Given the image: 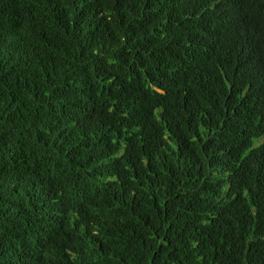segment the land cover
I'll return each instance as SVG.
<instances>
[{
	"label": "trees",
	"instance_id": "1",
	"mask_svg": "<svg viewBox=\"0 0 264 264\" xmlns=\"http://www.w3.org/2000/svg\"><path fill=\"white\" fill-rule=\"evenodd\" d=\"M240 1L0 0V264H264Z\"/></svg>",
	"mask_w": 264,
	"mask_h": 264
},
{
	"label": "clouds",
	"instance_id": "2",
	"mask_svg": "<svg viewBox=\"0 0 264 264\" xmlns=\"http://www.w3.org/2000/svg\"><path fill=\"white\" fill-rule=\"evenodd\" d=\"M210 5L213 6V3H211ZM242 9L246 14L241 13V15L244 16L245 20H242L240 25H239L238 21L233 18V15H231L230 8H227V10H229L230 15L220 11V19L222 20L221 27L223 29H227V28H236V27L242 28L244 26H247V28H248V27L252 26L254 29V33L256 35H258L257 32H259V22L264 21V3L260 0H258V1L249 0L248 5H246L242 1H240V12ZM205 35H206V33H205ZM261 141H264V126L262 128V131H261L259 138L256 141V144L260 143ZM261 162L264 163V160H261ZM205 166L208 167L209 173L211 174V176L212 175L213 176L219 175L223 179L228 180L234 186L235 190L244 189L240 184H238L236 181H234V179L232 177H230L228 175L218 174V172H216L214 170L215 166L212 165L209 160L205 162ZM258 171H259L258 169L253 171V175L255 176L256 173H258ZM263 173H264V171H263ZM256 176H259V175H256ZM249 186L252 188H255V189L257 188V192H259L260 190H262L264 188V180H256V182H254L253 184H251ZM209 188H212V186H209ZM244 193L247 194V192L245 190H244ZM222 214H223V210L219 211L215 215H216V217L220 218L222 216ZM228 224H230V216L228 217L226 225H228ZM222 229H226V232L222 233V235L226 238V236H228L229 233L231 232V229H230V227H223ZM248 244L253 246V251L255 253V251L258 249V247H264V236L261 235L260 237H257V238L251 237L248 239ZM263 251H264V249H263Z\"/></svg>",
	"mask_w": 264,
	"mask_h": 264
}]
</instances>
